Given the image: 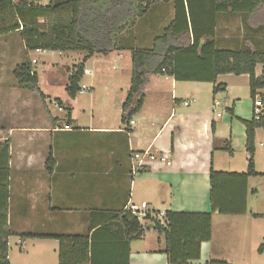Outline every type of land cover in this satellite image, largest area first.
<instances>
[{
	"label": "crops",
	"instance_id": "crops-1",
	"mask_svg": "<svg viewBox=\"0 0 264 264\" xmlns=\"http://www.w3.org/2000/svg\"><path fill=\"white\" fill-rule=\"evenodd\" d=\"M160 2L151 4L135 20L130 30L135 48L151 49L154 39L171 22L173 5ZM230 15L241 19L239 14L214 16V40L219 48L240 46L242 42L243 37L231 45L225 40L226 35L218 33L221 19ZM146 16L152 18L144 25ZM7 35H0V142L9 143V264H58L57 239L23 237L24 233L87 234L92 264H169L162 252L164 235L155 231L149 218L141 223L145 225L143 235L126 243L118 220L108 224L98 222L100 211H124L135 179L142 178L158 183L157 196L159 203L165 205L164 211L209 212L211 169L223 173L247 170L246 133L241 120L253 118L248 75L221 74L213 83L176 81L167 74H153L143 88V105L130 124L121 120V107L130 87V50H113L107 55L95 53L87 58L76 52L78 63L67 71L70 76L82 64L89 71L82 77H91L82 84L89 89H79L70 97L66 84L70 105L66 106L63 97L53 98L54 104L62 107L61 111L56 107L57 111L65 112L61 117L50 109L48 103L52 101H47L45 86L43 90L36 84L32 89L15 79L13 70L23 61L9 44ZM34 52L61 56L69 53ZM27 54L26 51L28 58ZM111 61L119 66L120 70L114 69L116 73L105 67ZM8 70L10 78L5 76ZM226 75L245 78L247 98L234 96L235 87L222 80ZM218 84L222 86L214 94L213 88ZM82 91H90L89 105L94 107L96 103L97 107L90 110L88 121L80 125L73 105ZM95 98L98 101L94 103ZM216 99L222 101V107L215 103ZM183 101L189 104L184 105ZM216 112L221 113L220 117L215 116ZM225 141L230 152L223 149ZM261 144H264V130L257 128L254 163L258 175L248 176L245 184L234 177L232 183L221 179L223 189L224 185L228 188L221 196L227 209L237 210L244 198L245 211L231 214L214 211L211 238L200 244L199 258L188 264H207L210 260L264 264V175H260L264 173V146ZM145 149L167 155L170 164H154L133 177L130 157ZM49 156L53 159L50 169L46 166ZM4 161L5 154L0 151V166ZM146 203L149 215L159 212H153L151 204Z\"/></svg>",
	"mask_w": 264,
	"mask_h": 264
},
{
	"label": "trees",
	"instance_id": "trees-1",
	"mask_svg": "<svg viewBox=\"0 0 264 264\" xmlns=\"http://www.w3.org/2000/svg\"><path fill=\"white\" fill-rule=\"evenodd\" d=\"M33 1L0 0V35L18 31L25 51L83 52L84 58H87L95 53L107 55L113 50H130V87L121 107L124 123H129L141 109L143 88L153 74H167L176 81L213 83L221 74H247L253 101L257 94H261L258 91L264 89V73H256L257 65L264 64V47L262 42L259 45L255 43L252 37L264 28V0H46L43 5ZM160 1L173 5L171 22L163 29L162 35L154 39L151 49L135 48L130 37L135 20L143 16L151 4ZM217 13L241 15L243 29L249 33L243 36L240 46L217 47L214 40V16ZM83 70L82 64H79L68 77L66 91L70 97H74L80 89ZM13 75L21 85L37 84V74L27 59L14 68ZM221 86L218 84L213 88L214 94ZM227 111L232 114L231 109ZM241 122L246 133L247 170L244 173H223L211 169L209 212L167 210L162 221L149 214L146 216L153 227L164 235L162 252L169 264H188L199 258L200 244L211 238L214 211L224 214L245 211L244 198L237 210L227 209L224 196H221L228 188L225 189L224 185L223 189L221 181L227 179L232 183L231 177H234L245 184L248 176L258 175L254 163V137L257 128L264 130V114L259 119ZM8 146L7 140L0 142V151L5 154L4 164L0 166V264H9ZM223 149L230 152L228 142H224ZM52 165L53 159L49 156L46 166L50 169ZM111 220L119 221L126 243L139 239L145 232V225L129 211H100V224H108ZM22 236L57 239L58 264H92L87 234L24 233ZM207 264L228 263L210 260Z\"/></svg>",
	"mask_w": 264,
	"mask_h": 264
},
{
	"label": "rangeland",
	"instance_id": "rangeland-1",
	"mask_svg": "<svg viewBox=\"0 0 264 264\" xmlns=\"http://www.w3.org/2000/svg\"><path fill=\"white\" fill-rule=\"evenodd\" d=\"M46 1V0H45ZM161 5H166L164 1L160 2ZM169 5V4H167ZM172 6V4L170 5ZM167 7V6H165ZM167 10V8H166ZM149 18L144 17V22L142 23L145 25V23L148 22ZM154 21V20H153ZM141 23V24H142ZM218 33L221 36L226 35L227 40L231 45L234 44V41H239L243 36H248L249 31L246 29H243L240 16L238 15H230L228 17H224V19H221V24L218 27ZM253 40L255 43H258V45L262 42L261 46L264 47V28L262 30H258L255 34H252ZM13 48V50L18 51L19 58L24 61L27 59L33 70L37 73L38 76V82L37 85L41 87L43 90L44 86L47 90L45 92L49 97H47V101H52L50 104L48 103L50 109L55 110V114H58L61 117H64L65 112L63 111L58 112L56 109V105L53 98L56 97H63L64 101L66 103V106L70 105V97L67 96L65 93V86L68 83V76L70 74L69 71H67V68H70V71L74 64L78 63V53L69 51L67 56H61L59 53H37L34 51H27L28 52V58L26 57V51L24 50V46L22 44L19 32H12L8 33L6 38ZM83 53V52H80ZM84 54V53H83ZM32 59L37 60V63H32ZM82 61V60H81ZM102 67V64H99ZM105 67H108V69L116 73V70H120L119 66L116 62H109L105 65ZM125 67V66H124ZM91 68V67H90ZM257 70L259 68L257 67ZM9 71V70H8ZM5 76H8L10 78L11 73L10 71L5 74ZM82 79L79 81L80 84L84 82H88L91 77H81ZM226 81L228 84L233 85L234 88V96L245 99L248 96V86L245 84V78L244 77H235V76H229L226 75L222 79ZM9 83V82H8ZM29 87H32L34 89V86L32 84H27ZM96 92V91H95ZM90 91H82L75 100L74 104V116L78 119V122L80 125L85 124L88 121V117H90V110L96 108V103L98 100L96 98L94 99V107L93 105L90 107ZM35 94V93H34ZM36 95V94H35ZM96 95V94H95ZM247 95V96H246ZM55 105V106H54ZM58 108V107H57ZM223 110H225L223 108ZM88 124V123H87ZM133 187L132 196L130 197L129 204H140L141 200H145V202H149L151 206L154 208L153 212H164V207L159 203L158 199V183L155 181H146L142 178L135 179ZM218 194L219 190H218ZM127 204V206L129 205ZM155 231H157L155 229ZM159 233V232H157Z\"/></svg>",
	"mask_w": 264,
	"mask_h": 264
},
{
	"label": "built area",
	"instance_id": "built-area-1",
	"mask_svg": "<svg viewBox=\"0 0 264 264\" xmlns=\"http://www.w3.org/2000/svg\"><path fill=\"white\" fill-rule=\"evenodd\" d=\"M34 4H46L47 1L45 0H35L33 1ZM36 60L32 59V63H35ZM257 67L259 68V70L257 71L256 68V73L257 75L264 73V64L261 65H257ZM88 70L84 69L83 73L88 74ZM85 89H89L85 84H82L80 86V90H85ZM258 93L261 94H257L254 101H253V118L254 119H259V117L264 114V89L259 90ZM216 104H219L221 107L222 105V101L216 99L215 100ZM59 104V102H58ZM184 105H188L189 102L188 101H183ZM62 107L58 106V111H61ZM221 113L216 112L215 116L216 117H220ZM130 124H133V121L130 120ZM65 129H69L68 126H65ZM264 146V144H261ZM154 164H162V165H169L170 164V160L168 159V156L165 154H156L154 152H152L149 149H145L143 151H137L134 152L131 157H130V173L133 177L138 176L142 173H144L147 168L152 167ZM129 204V203H128ZM147 203L145 201L141 202L140 204H129L128 206L125 207V211H129L131 212L133 215H135V217L137 218V220L140 223H143L146 219V216L148 215L147 213ZM155 217H157V219H159L160 221H162L163 217H164V212H158L156 215H154ZM152 216V217H154Z\"/></svg>",
	"mask_w": 264,
	"mask_h": 264
}]
</instances>
